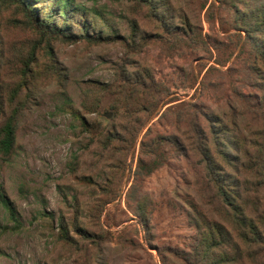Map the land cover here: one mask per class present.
I'll return each mask as SVG.
<instances>
[{"label":"rangeland","instance_id":"obj_1","mask_svg":"<svg viewBox=\"0 0 264 264\" xmlns=\"http://www.w3.org/2000/svg\"><path fill=\"white\" fill-rule=\"evenodd\" d=\"M39 2L32 1L33 7L39 9ZM72 3L80 9L67 18L75 36L83 34V25L89 34L120 37L101 44L56 42L65 69L62 92L43 88L34 104L15 115L13 144L8 153L0 151V192L8 204L0 202V264H193L173 250L193 255L203 244L201 232L216 224L235 239L232 207L214 194L189 144L185 102L198 108L204 133L210 123L227 124L243 148L227 158L229 165L216 161L225 186L234 189L244 214L264 232V173L249 143L259 128L248 114L240 115L238 103L247 104L235 96L258 95L250 85L255 82L251 47L233 29L223 0H154L155 9L165 3L167 9L157 13L166 18L167 29L186 33L156 39H148L160 30L141 0ZM29 29L14 6L0 3L5 54L32 38ZM115 75L140 79L159 95L141 97L138 87L127 109L119 105L114 112L105 97L97 112L84 113L79 82L109 83ZM65 99L73 114L59 108ZM8 116L3 107L0 140ZM108 131L120 139L104 142ZM152 164L157 166L147 175ZM62 227L66 242L58 237ZM249 245L241 244V264H264V248Z\"/></svg>","mask_w":264,"mask_h":264},{"label":"trees","instance_id":"obj_2","mask_svg":"<svg viewBox=\"0 0 264 264\" xmlns=\"http://www.w3.org/2000/svg\"><path fill=\"white\" fill-rule=\"evenodd\" d=\"M32 1H40L38 4L42 5L39 6V9H36L37 7H33ZM141 1L148 8L149 18L158 25L160 30L159 34H153L154 36H149L148 39H156V36L160 37L166 34L174 37L186 36L185 31L182 29L169 31L165 25L167 24L165 22L166 18L161 19V15L158 16L157 11L167 9L165 3H161L162 6L160 7L156 6V10L154 0ZM0 3L14 6L23 15L26 25L30 28L28 35H32L31 39L26 40L24 38L8 54L4 53V48L0 44V110L6 107L9 113L2 126L0 151L8 153L14 141L15 115L34 104L36 98H38L37 96L43 93V88L50 87L54 89V92H62L60 86L65 81V69L59 65L56 42L69 45L78 42L101 44L114 41L120 36L89 34L88 28L83 25H79L83 34L75 36L71 33L67 18L73 16L74 13V16H78L80 12L79 7L74 6L72 0H0ZM223 5L230 9L233 29L238 30L239 36L243 34L245 41L250 42L249 56L253 61L252 72L256 82L250 85L256 88L258 95L251 100L240 92H236L235 96L236 99L245 100L247 104L244 108L238 103L240 115L248 114L251 117L250 119L258 125L259 130L255 131V136L258 137L255 139L256 141H250L249 143L254 154L257 155L258 168L264 173V0H223ZM95 12L93 15H97ZM61 18H64V20H61ZM61 21L63 26L59 25ZM187 29L189 28L187 27ZM40 57L41 62L38 64ZM138 87L141 88V97H144V95L149 97L159 95L158 90L152 88L151 85H147L140 79L130 80V77L125 78L124 75L119 77L115 75V80L109 83L97 80L80 81L79 106L86 114L94 113L97 112V106L103 102L105 97H108L110 98V109L114 112L120 109L119 105L127 109L131 101L135 99L132 95ZM185 105L187 109L185 111V122L190 134L189 144L196 154L197 162L214 194L221 199L223 206L232 207L230 213L235 227V239L221 225L216 224L212 228L213 231L208 229L201 232L200 240L203 244L198 249L191 251L193 255L190 253L185 254L183 251L173 250V252L178 256H182L185 260L194 262L193 264H200L201 262H204V264H241L244 258L240 250L241 244L251 246L249 244L252 243L258 250L263 251L264 239L262 234L264 232L253 218L244 214L240 206L241 202H237L239 196L234 189L225 186L223 172H221L219 163L216 160L219 158L226 162V165H229L232 162L230 160L242 152L243 148L237 141L232 140L227 124L210 123L208 130L204 133L198 127V108L189 102H185ZM71 106H73L72 102L65 99L61 102L59 108L67 107L70 109V113L73 114L74 111ZM188 107L192 109L190 110ZM232 125L236 124L232 123ZM81 126L83 128L90 127V125L83 122ZM206 134L209 136L208 139H210L212 146H214L216 157L206 147ZM114 139L120 138L108 131L104 142ZM173 143L174 141L171 142L172 145ZM175 149H179L177 145H175ZM152 166L146 170L147 175L155 169L157 164H152ZM262 178L264 179V174ZM0 202L8 208L1 192ZM10 216L17 222L11 213ZM63 228H60L58 237L66 242L68 240L67 230ZM91 237L99 238L98 235H91ZM91 242H93V239ZM230 245H232L233 257H231ZM221 249L225 253L221 252ZM216 251L219 252L215 254ZM249 254L247 253L245 256L247 257Z\"/></svg>","mask_w":264,"mask_h":264}]
</instances>
